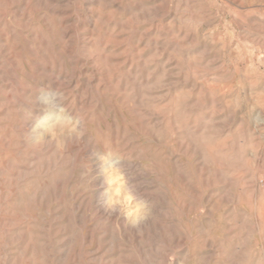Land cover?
Segmentation results:
<instances>
[{
    "label": "rangeland",
    "instance_id": "obj_1",
    "mask_svg": "<svg viewBox=\"0 0 264 264\" xmlns=\"http://www.w3.org/2000/svg\"><path fill=\"white\" fill-rule=\"evenodd\" d=\"M0 264H264V0H0Z\"/></svg>",
    "mask_w": 264,
    "mask_h": 264
},
{
    "label": "bare ground",
    "instance_id": "obj_2",
    "mask_svg": "<svg viewBox=\"0 0 264 264\" xmlns=\"http://www.w3.org/2000/svg\"><path fill=\"white\" fill-rule=\"evenodd\" d=\"M239 11V10H238ZM58 117V116H57ZM108 161V160H107ZM108 163V162H107ZM109 166H111V167H114V166H121V167H123V165L125 164V165H129L130 166V168H134V166H132V164H133V161H132V163H130V161L128 162L126 159H124V160H122L121 158H117L116 156H111L110 155V161H109ZM136 164V163H135ZM103 165H105V163H103ZM134 165V164H133ZM116 168V167H115ZM120 168V167H119ZM124 168H125V166H124ZM128 168V167H127ZM126 168V169H127ZM113 169V168H112ZM131 170V169H130ZM129 170V171H130ZM102 171V170H101ZM126 171H128V170H126ZM128 171V172H129ZM132 171V170H131ZM106 172V171H105ZM104 172V173H105ZM114 172V171H113ZM112 173V172H111ZM125 173V172H124ZM127 173V172H126ZM99 177L100 178H102L103 176H102V174L101 175H99ZM98 177V178H99ZM128 177V176H127ZM138 187V186H137ZM140 188V187H139ZM140 190V189H139ZM138 191V190H137ZM218 192V191H217ZM108 197V196H107ZM139 197H141L142 198V195L141 196H139ZM101 199H103V198H101ZM230 199V198H229ZM100 200V199H99ZM210 200V199H209ZM131 202V201H130ZM107 203H109V202H107ZM107 205V207L105 206V202L102 200L101 202H99V204H98V207H99V210L101 211V212H103L105 215H108L109 216V218L108 219H111L110 218V215L112 216V214H122V209H120V205L118 204L117 205V203L115 204L114 202L112 203L111 201H110V203H109V205L108 204H106ZM231 211V210H230ZM102 214V213H101ZM123 215V214H122ZM102 216V215H101ZM114 216V215H113ZM112 216V217H113ZM121 216V215H120ZM103 217V216H102ZM106 217V216H105ZM117 217V219H118V215L116 216ZM104 218V217H103ZM120 218V217H119ZM122 218H123V216H122ZM129 224V223H128Z\"/></svg>",
    "mask_w": 264,
    "mask_h": 264
},
{
    "label": "clouds",
    "instance_id": "obj_3",
    "mask_svg": "<svg viewBox=\"0 0 264 264\" xmlns=\"http://www.w3.org/2000/svg\"><path fill=\"white\" fill-rule=\"evenodd\" d=\"M49 103H54V101H49ZM59 111L61 112V113H63L64 112V108H60L59 109ZM64 122H66V121H62V120H57V121H55L54 123H50L51 125H53L54 127H53V130L57 127V125H60V124H64Z\"/></svg>",
    "mask_w": 264,
    "mask_h": 264
}]
</instances>
